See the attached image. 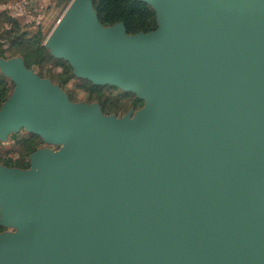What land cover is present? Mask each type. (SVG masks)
I'll return each mask as SVG.
<instances>
[{
  "label": "water",
  "instance_id": "1",
  "mask_svg": "<svg viewBox=\"0 0 264 264\" xmlns=\"http://www.w3.org/2000/svg\"><path fill=\"white\" fill-rule=\"evenodd\" d=\"M155 31L103 27L73 0L46 46L133 118L71 103L20 60L0 137L63 147L0 166V264H264V0H140Z\"/></svg>",
  "mask_w": 264,
  "mask_h": 264
},
{
  "label": "rangeland",
  "instance_id": "2",
  "mask_svg": "<svg viewBox=\"0 0 264 264\" xmlns=\"http://www.w3.org/2000/svg\"><path fill=\"white\" fill-rule=\"evenodd\" d=\"M72 1L0 0V61L20 60L27 70L57 86L71 103L96 104L107 117L133 118L143 108L144 99L117 86L95 85L89 79L77 76L68 60L53 56L46 46ZM92 9L97 15L93 1ZM98 21L106 28L114 25H104L99 18ZM157 27L154 15V24L149 31L126 32L128 35L148 33ZM14 89L15 82L0 67V109ZM62 147L63 144L46 142L22 126L0 137V166L27 170L31 168L29 157L35 151L56 152ZM16 231L14 226L0 224V234Z\"/></svg>",
  "mask_w": 264,
  "mask_h": 264
},
{
  "label": "trees",
  "instance_id": "3",
  "mask_svg": "<svg viewBox=\"0 0 264 264\" xmlns=\"http://www.w3.org/2000/svg\"><path fill=\"white\" fill-rule=\"evenodd\" d=\"M104 25L122 22L127 32H147L154 24V12L140 0H92Z\"/></svg>",
  "mask_w": 264,
  "mask_h": 264
}]
</instances>
